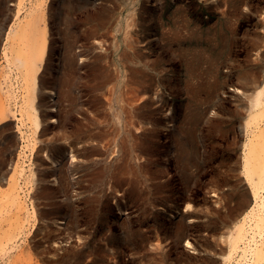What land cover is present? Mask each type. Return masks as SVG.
<instances>
[{
	"label": "rangeland",
	"instance_id": "obj_1",
	"mask_svg": "<svg viewBox=\"0 0 264 264\" xmlns=\"http://www.w3.org/2000/svg\"><path fill=\"white\" fill-rule=\"evenodd\" d=\"M76 1L77 4L75 5L77 7H74V12H71V17L72 14L73 17L70 18L73 35H76L74 39H76L77 45H75L76 48L74 49L76 50L74 51L81 69L78 73V86L76 84L73 91V93L75 92L76 105L78 106L71 118V127L69 128L76 131L78 127L79 131H76V133L80 135V138L87 141L85 147L81 144H79V147L81 150L83 147V150L87 149L85 150L87 154L86 160L88 159L90 163L86 160L79 161L74 158V161L76 159L75 162H81L82 164L87 162V166L83 168L84 173H86L84 174L85 178L81 180L78 186L79 194L75 196V200H77L79 205L78 214L80 215L79 230L81 237L76 238L78 241L74 239V245L76 241L79 244L76 242L75 246H72V244L67 246L75 249L79 245L85 246L84 248L86 249L82 247L78 250H82L87 254L81 255L82 252H79L80 254H77L76 257L73 256L71 260L69 258L68 260L65 256L52 257L50 258L53 260L52 264H222L221 254L228 247L227 234L232 226L231 223L233 224L234 221V219L232 221V217L235 218L239 214L237 213L239 211L237 203L238 193L248 188L245 176L242 173L243 145L248 136L244 126V116L248 112L246 106H251V104H248L251 103L252 97L248 95L249 92L252 94L253 88L258 82L256 80L264 77V70L257 69L260 63H264L262 54H260L263 52L262 49H264V41L260 47L256 48V43L259 42L256 39L264 40V0H236L240 2L235 4V7L234 3H232V6L227 2L219 4L218 0ZM0 2V8L4 11L6 7L12 6V4L15 5L14 0H10V2L9 0H0ZM86 3L87 5H85ZM176 3L182 5L183 13L180 14ZM4 4L6 7H4ZM220 5H222V8L225 6L223 9L226 12L222 10ZM223 13H227V16ZM182 14L183 17L180 16ZM235 16L237 17L235 18ZM3 17L4 13L2 15L0 13V22ZM182 19L188 20L190 23L188 22L189 28L183 30V36L178 40L173 35V32L182 26ZM129 24L131 25L129 26ZM232 25H234V28ZM208 29L211 30L209 31ZM193 30H195V33L199 31L198 33L200 34L201 32L202 35H191ZM58 32L59 30L54 28L52 30L54 36L52 35V37H59L60 34ZM217 33H223L224 39L227 38L222 43H219L216 39ZM142 34H144V37ZM159 34L163 35V40H160ZM146 36L148 40L145 38ZM149 39L151 41L147 43ZM224 42L226 46L228 44L230 46L228 45L223 51H220V46ZM127 43L132 45L130 46ZM145 43H147V46ZM169 44L170 47H168ZM58 48L54 51L58 52ZM164 48L168 50H164ZM258 48L260 49L258 50ZM196 49H204V52L208 54H205V58L200 60L203 64H201L202 69L200 72L196 74L198 76L195 75L190 78L186 73L184 66L186 64H182V62L186 60L184 56L186 58L191 56L190 59H192L193 54L197 51ZM152 50L156 53H153ZM0 52V74L2 75L6 71V65L3 60V44H0ZM134 52L142 54V59L147 56L151 58L153 65L151 63V66L149 65L150 67H148L144 65L146 64L144 62L138 63L135 61L136 59L132 58ZM209 53L211 54L209 55ZM121 54L122 57L120 56ZM207 56L208 58H206ZM123 57L125 58L123 59ZM132 59L134 60L131 61ZM156 59H163V61H157ZM181 59L184 60L182 61ZM124 61L125 63H123ZM208 61L210 62L208 63ZM155 62H158V64L155 65ZM52 63L56 65V61ZM138 66H144V69L147 68L146 73L149 76H147L149 82L155 84L154 88L156 90L153 91V95L147 92L146 94L143 87L141 88L135 82L138 74L134 69L135 67L137 69ZM54 68L51 69V75L53 73L59 75L62 72V70L60 72V69ZM207 68L211 69L208 70ZM212 72L213 76L210 74ZM260 72L261 74H259ZM135 75L136 77H134ZM215 76L217 77L215 78ZM242 87L246 89H242ZM249 89L251 90L248 91ZM194 94L198 95L195 97ZM149 95L151 96L149 97ZM195 98L198 102L194 100ZM222 104L224 107L221 106ZM134 107L137 111L134 110ZM193 107L198 113L199 111L200 113L208 111L204 115L207 117L202 116L198 121L199 124L192 123V119H190L189 112H191ZM243 107L244 109H242ZM211 110L213 111L211 112ZM219 117L222 119L220 120ZM218 119L223 123H220ZM225 119H228L229 122ZM185 120H190L191 122L186 121L188 123L186 125ZM80 121L81 123H79ZM209 121L211 125L208 124ZM212 122H215L213 123L215 126H213ZM54 124L57 125L58 121L49 119L44 124V128H49L50 126L48 132H52ZM193 125H195V129ZM205 126L213 128L207 129ZM74 127L76 130H74ZM190 128H193V131ZM202 128L203 130L201 131ZM214 129L215 131L213 132ZM116 130L118 134L115 133ZM194 130L197 131L195 132ZM126 131H128L127 134ZM84 132L85 134H83ZM190 134H194V136ZM111 137L113 141L110 140ZM172 139L173 141L175 139L174 143ZM177 140L178 142H176ZM110 141L112 142L111 144ZM177 143H180V145L184 144L185 151H187L184 157H180V145H177ZM115 146L117 147L115 148ZM192 147L195 149L193 150ZM116 149L120 150V154L117 153ZM26 151L28 158L25 154L22 160H25V165L29 166V162H31L30 147ZM69 155L70 160H73L71 154ZM171 155H174L172 156L173 158ZM130 158L133 159L131 160ZM119 165L122 169L118 167ZM118 168L122 171H119L120 174L115 177ZM124 171L128 172H125V174ZM112 174H115V176ZM194 176L195 178H193ZM191 181L193 182L191 183ZM231 182L232 185L230 184ZM233 182L235 184L241 183L235 185ZM243 184L244 187H242ZM177 219L179 222H177ZM51 223L49 230L56 229L58 224ZM117 223L119 227H117ZM181 224H187L186 232L178 230ZM119 230H122V232ZM54 244L56 247L61 245L56 242ZM63 244L66 245V242H63ZM139 244L141 245L139 246ZM98 246L100 247L98 248ZM61 252L63 253V250ZM88 257L90 258L88 259ZM79 258L82 262L79 261Z\"/></svg>",
	"mask_w": 264,
	"mask_h": 264
},
{
	"label": "bare ground",
	"instance_id": "obj_2",
	"mask_svg": "<svg viewBox=\"0 0 264 264\" xmlns=\"http://www.w3.org/2000/svg\"><path fill=\"white\" fill-rule=\"evenodd\" d=\"M14 1H15L14 2L15 5L12 4V6L6 7V5L4 4L5 5L4 7H6L5 11L0 8L1 9V11H0L1 15L4 13V17H3L2 21L0 22V40H1L0 44L1 45L3 44V60H4L5 65H6V71L3 70L4 71L3 74L2 75L0 74L1 75L0 76V264H52L53 260L50 259L52 257L55 258L57 256H59V257L65 256V257H67V259L69 258L71 260L73 258V256L76 257L77 254H80L79 252H82L81 255L87 254L86 252H84L82 250H78L79 248L81 249L83 246H80V245L78 247L76 246L77 247L76 249L74 247L71 248V247L67 246L68 244L69 245L72 244V246H73L74 245V239H76L77 237L78 238L81 237V232L79 230V227H80V222H79L80 221V219H79L80 215L78 214V206L79 205H78L77 200H75V196L79 194L78 186L80 185L81 180H83L85 178L84 174H86V173H84L83 168H86V166H87V164H86L87 162L86 163L83 162V164H82L81 162H75L76 159L74 161V158H77L79 161H81V160L85 161L86 160L87 154H86L85 150H87V149H85V150H83V149H84L85 143H87V141L80 138V135H78L76 133V131L77 132L79 131L78 127H77V130L75 129V127L78 124L74 127V130H76V131H73L72 129L69 128V127H71L70 126L71 118L74 115L75 110H77V106H78V105H76L77 98L74 95L75 92L73 93V91H74V88L77 84L79 70L81 69V66L79 65L78 60H77L78 58H77L76 52L74 51V50H76V49H74V48H76L75 45H77L76 39H74V38H76L75 37L76 35H73V30L71 29V24H72L71 18L73 17V14L71 17V12L74 10V7H77L75 5V4H77V1L76 0H14ZM89 1H91V0H89ZM9 2H10V0H9ZM222 2H224V3L227 2L231 6H232V3H234V7H235V4H237L240 1L218 0L219 4H222ZM82 3H81V5H82ZM85 5H87V3ZM229 5H226V6H229ZM214 6L216 7V5H214ZM214 6H212V7L214 8ZM221 6L222 5H220V7ZM247 6H248V4H247ZM252 6H253V4H252ZM224 7L225 6H223V8ZM178 8H179L180 14L183 13L184 9L182 8L181 4L178 5ZM216 8H218V7H216ZM223 8H222V10H224ZM231 8H233V7H231ZM218 9H220V8H218ZM148 11H150V10H148ZM224 11L226 12V10H224ZM233 11H235V10H233ZM228 12H229V10H228ZM226 14H224V15H226ZM149 16H151V15H149ZM180 16L183 17V14ZM236 17L237 16H235V18ZM146 22H147V20H146ZM188 22L190 23V21H188V20L186 21L185 19L184 20L182 19V21H181L182 26L173 32V35L175 36V38H177L178 40L181 39V36H183V30L189 28ZM73 23H75V22H73ZM131 24H129V26ZM137 24H139V23H137ZM231 24H232V22H231ZM231 24H230V26H231ZM233 24H234V22H233ZM213 25H215V24L213 23ZM232 26L234 28V25H232ZM161 27H162V25H161ZM205 27H207V26H205ZM54 28H57V30H59V32H58V34H60L59 37H52V35L54 36V34H52V30H54ZM144 28H145V26H144ZM142 29H143V27L141 28L140 32L142 31ZM235 29H236V27H235ZM134 30H136V29H134ZM206 31H207V29H206ZM224 31H226V30H224ZM198 32L195 33V30H193L191 32V35H193V34L197 35V36L202 35L201 32H200V34ZM160 33H162V32H160ZM224 33H226V32H224ZM143 35L144 34H142V36ZM205 36H206V34H205ZM223 36H224L223 33H217L216 39L219 41V43H222L227 38L226 37L224 39ZM258 36H260V35H258ZM125 37H126V35H125ZM156 37H157V35H156ZM158 37L160 38V40H163V38H164L163 35H161V34H159ZM145 38L147 39V36ZM190 38H191V36H190ZM195 38H197V37L195 36ZM142 39H144V38H142ZM145 40H143V41L145 42ZM257 40L259 42H257V43L255 42L256 48L260 47L264 41V40H259V38H257L256 41ZM138 41H139V39H138ZM150 41L151 40L149 39V41L147 43H150ZM213 41H215V40H213ZM152 42H154V41H152ZM147 43H145L146 46H147ZM217 44H218V42H217ZM128 45L131 46L132 44H128ZM211 45H212V43H211ZM165 46H166V44H165ZM215 46H214V48H215ZM227 46H226V43L224 42L220 46V51H223ZM168 47H170V44L168 45ZM56 48L59 49L58 52L54 51V50H56ZM161 48L163 49L162 45H161ZM199 48H201V47H199ZM166 49L167 48H164V50H166ZM259 49L260 48H258V50ZM189 50H187V51H189ZM262 50H263V52L260 54H262V59L264 62V49H262ZM251 51H253V50L251 49ZM166 52H165V54H166ZM153 53H156V52L153 51ZM221 53L223 54V52H221ZM165 54H163V55H165ZM205 54L206 53L204 52V49H199L193 54L192 59H190L191 56H189L187 58L184 56V59H186L185 62L183 61L184 59H181L183 61L182 64H186L184 66L186 68V73L190 78H192L193 76L198 74L200 72V70L202 69L201 64H203V63L200 60L202 58H205V56L208 53L206 55ZM210 54L211 53H209V55ZM56 55H58V56H56ZM129 55H131V54L129 53ZM132 55H133L132 58H135L136 59L135 61H137L138 63L139 62L146 63V64H144L145 66L150 67L151 66L150 64L153 62V60H151V58H149L148 56L146 58L142 59L143 56H142V54H139V52L138 53L134 52V54H132ZM120 56L122 57V54ZM157 57H160V56H157ZM124 58L125 57H123V59ZM127 58H126V60H127ZM153 58H154V56H153ZM164 58L167 59L166 57H164ZM180 58H182V57L180 56ZM206 58H208V56ZM212 58H213V56H212ZM123 59L121 58L122 61H123ZM133 60L134 59H132L131 61H133ZM158 60H161V59H158ZM170 60H172V59H170ZM208 60H210V59H208ZM53 61H56V65H53V63H52ZM161 61H163V59ZM164 62H165V60H164ZM209 62L210 61H208V63ZM123 63H125V61ZM155 63H156L155 65L158 64V62H155ZM204 63H206V62H204ZM134 64H136V63H134ZM212 64L214 65V63H212ZM152 65H153V63H152ZM254 65H256V64H254ZM129 66L131 67V65H129ZM205 66H207V65H205ZM54 67L60 69V72L62 70V72H61L62 74L60 73L59 75H56L53 73L51 75V73H52L51 69ZM136 67H135V69H136ZM143 67L138 66V68L136 70L134 69V71L138 74L135 82L138 85H140L141 88L143 87V90L145 91V93L147 92L148 94L151 93V95H153L154 94L153 91L156 90L154 88L155 84H153V82H151V83L149 82V78H148L149 76L146 73L147 68L145 67L146 69H144ZM153 67H155V66H153ZM160 67L162 68V66H160ZM210 67L212 68V66H210ZM3 68H4V66H3ZM95 68H97V67H95ZM133 68H134V66H133ZM163 68H165V67H163ZM211 68H209V69H211ZM257 69H259V70L263 69L264 70V63H260L258 65ZM103 70H101V71H103ZM130 70H131V68H130ZM156 70L158 71V69H156ZM159 70H160V68H159ZM166 70H168V69H166ZM204 70H205V68H204ZM216 70H218V69H216ZM250 70H252V69H250ZM254 70H256V69H254ZM0 71H1V69H0ZM99 71H100V69H99ZM159 72H161V71H159ZM209 72H211V71H209ZM245 73H246V71H245ZM163 74H164V72H163ZM163 74L161 73V75H163ZM210 74H212V76H213V72ZM259 74H261V72ZM136 75L134 77H136ZM252 75H254V74H252ZM196 76H198V75H196ZM202 77H204V76H202ZM216 77L217 76H215V78ZM244 77H247V76H244ZM259 78H261V77H259ZM193 79H195V78H193ZM256 81H258V82H257L256 86L254 85L255 87L253 88L254 90H253L252 94H250V92H249V94L247 93L248 95L252 96L251 97V103L247 102L248 104H251V106L247 107L245 105L248 112H246L247 115L244 116L245 117L244 126H245V129L247 130L248 136L246 138V141H244V145H243L242 173L245 176V181L247 183L248 188H245V190H242L241 192L238 193V197H237L238 202L237 203H238V209L240 212L239 211L237 212L239 214L235 218L232 217V221H233V219H234V221H233V224L231 223L232 226L230 225L231 227L228 230V234H227L228 247L221 254V260H222L221 263L222 264H264V77L262 79L256 80ZM186 82H188V81H186ZM190 83H191V81H190ZM214 83H215V81H214ZM77 86H78V84H77ZM244 86H245V84H244ZM199 88H200V86H199ZM243 88L244 87H242V89ZM247 88H249V87H247ZM244 89H246V88H244ZM195 90H197V89H195ZM250 90L251 89H249L248 91H250ZM214 91H217V90H214ZM245 91H247V90H245ZM142 92H140V93H142ZM151 95H149V97ZM197 95H195V97ZM152 97L154 98V96H152ZM194 100L196 101L197 99L195 98ZM219 101H220V99H219ZM197 102H198V100H197ZM249 102H250V98H249ZM134 105H136V104H134ZM140 106H142V105H140ZM143 106H144V104H143ZM221 106H223V104ZM241 106H242V104H241ZM135 107H134V110H136ZM188 107H190V106H188ZM192 109H194V107ZM192 109H191V112H189V116H190V119H192V123H195V124H197L198 121L201 119V117L204 116L206 112H208V111H205V112L200 113V111H199V113H198L195 109L194 110H192ZM215 109H216V107H215ZM223 109H225V108H223ZM242 109H244V107ZM212 111L213 110H211V112ZM219 114H220V112H219ZM223 115H224V113H223ZM183 116H185V115H183ZM204 117L206 118L207 116H204ZM182 118H181V120H182ZM49 119H51L52 121H58L57 125L54 124L55 126L53 127L52 132H48L50 126H49V128H44V124L46 122H48ZM212 119H215V118H212ZM221 119L222 118H220V120ZM242 119H243V117H242ZM163 121H165V120H163ZM186 121L187 120H185L184 122L187 125L188 123H186ZM189 121H187V122H189ZM226 121L229 122L228 119ZM221 122L222 121H220V123ZM79 123H81V121ZM213 123H215V122H212V124ZM161 124H163V123H161ZM208 124L211 125L210 121ZM205 125H207V124H205ZM15 126H17V127H15ZM213 126H215V125L213 124ZM194 127H195V125H193V128ZM205 127H207V126H205ZM14 128H17V129H14ZM193 128H190V130L193 131ZM212 128L213 127H211V128L207 127V129H212ZM126 129L128 130V128H126ZM202 130H203V128L201 129V131ZM210 131H212V130H210ZM214 131H215V129L213 130V132ZM117 132L118 131L116 130L115 133L118 134ZM127 133H128V131H126V134ZM83 134H85V132ZM190 135H192V134H190ZM192 136H194V134ZM187 137H188V135H187ZM170 138H172V137H170ZM39 139H40V141H39ZM112 139L113 138L111 137L110 140H112ZM175 139H174V141H175ZM178 140H179V138H178ZM178 140L176 142H178ZM91 141H92V139H91ZM172 141H173V139H172ZM174 141H173V143H174ZM111 143L112 142L110 141V144ZM116 143L118 144V142H116ZM191 143H193V142H191ZM79 144H81L82 146L84 145L82 150L79 147ZM88 144H90V143H88ZM107 145H105V146L107 147ZM113 145H114V143H113ZM177 145H180V143H177ZM29 147H30L29 152H30V156H31V158H30L31 162H29L30 165L27 166V165H25L26 164L25 160H22V158H23V155H25L27 153L26 150ZM116 147L117 146H115V148ZM188 148H190V147H188ZM194 149L195 148H193V150ZM171 150H172V148H171ZM119 151L117 153L120 154ZM114 152H115V149H114ZM186 152L187 151H185L184 144H181L180 149H179L180 157H184ZM189 153H190V150H189ZM69 154H71V158L73 160H70ZM172 156H174V155H171V157ZM26 157H27V154H26ZM191 157H195V156H191ZM127 160H128V158H127ZM86 161H88V159ZM204 161H205V159H204ZM96 162H98V161H96ZM203 163H206V162H203ZM121 165H123V164H121ZM189 165H191V164H189ZM10 166H12V167H10ZM118 167L120 169H122L120 167V165ZM108 168H110V167H108ZM119 168H118V171L116 173V176H115V174H112L113 176L117 177L118 174H120L119 171H122V170H120ZM188 170L192 171L191 169H188ZM125 172H128V171H124V173ZM190 173H193V172H190ZM238 175L240 176V174H238ZM190 178L193 179V178H195V176L193 178L192 177H190ZM196 178H197V176H196ZM237 180H238V178H237ZM192 182L193 181H191V183ZM185 183H187V182H185ZM240 183H238V184H240ZM230 184L232 185V182ZM238 184H235V185H238ZM244 184L242 187H244ZM231 187H233V186H231ZM237 188H238V186H237ZM239 188L241 189L240 186H239ZM228 198H230V197H228ZM182 199H183V197H182ZM231 200H232V198H231ZM223 208H224V206H223ZM217 211H218V209H217ZM235 215H236V213H235ZM229 217H230V213H229ZM126 219H128V218H126ZM51 222L58 224L56 229L49 230ZM177 222H179L178 219H177ZM119 223H122V222H119ZM187 224L186 225L181 224L178 227V230L186 232L185 229L187 227ZM117 225H118V223H117ZM117 227H119V225ZM117 227H115V228H117ZM123 227H124V225H123ZM123 227H122V229H123ZM130 227H131V225H130ZM124 229H126V228H124ZM119 231L122 232V230H119ZM184 235H183V237H184ZM80 240H82V239H80ZM115 241H117V240H115ZM55 242L59 243L61 245L56 247L54 244ZM63 242H66V245H64V244L62 245ZM76 242H75V245H76ZM114 243H116V242H114ZM77 244H79V243L77 242ZM82 244H83V242H82ZM140 245L141 244H139V246ZM100 246H98V248ZM113 246H114V244H113ZM96 248H97V246H96ZM137 248H139V247H137ZM84 249H86V248H84ZM61 250H63V253L61 252ZM92 250H95V249H92ZM120 250H122V249H120ZM122 251H124V250H122ZM91 253H90V255H91ZM87 256H86V258H87ZM101 256H103V255H101ZM117 257H118V255H117ZM86 258H85V261H86ZM89 258L90 257H88V259ZM119 259H120V257H119ZM79 261H80V258H79ZM98 261L101 262L100 260H98ZM116 261H115V263H116ZM80 262H82V261H80ZM87 262H88V260H87ZM55 263H57V262H55Z\"/></svg>",
	"mask_w": 264,
	"mask_h": 264
}]
</instances>
